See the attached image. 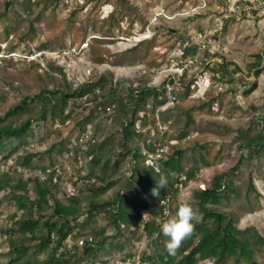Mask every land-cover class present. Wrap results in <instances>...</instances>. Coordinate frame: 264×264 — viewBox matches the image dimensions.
Returning <instances> with one entry per match:
<instances>
[{"label":"rangeland","instance_id":"obj_1","mask_svg":"<svg viewBox=\"0 0 264 264\" xmlns=\"http://www.w3.org/2000/svg\"><path fill=\"white\" fill-rule=\"evenodd\" d=\"M7 1L0 0V11ZM33 8L36 13L38 9ZM17 9L22 16L24 10ZM13 14L12 10L4 22L0 20V114L22 96L38 93L44 87L74 88L104 74L114 81L127 79L137 89L152 87L159 92L146 97L143 133L134 136L130 145L146 153V140L158 136L166 153L179 147L187 149L184 163L193 167L191 148L203 142L213 144L201 149L205 158L198 164L199 170L187 186L171 196L164 210L165 219L175 213L179 200L191 202L195 190L210 185L215 176L236 163L240 140L235 135L239 127H250L251 134L264 128V66L256 76L251 68L258 53L264 65V0H60L56 8L43 12L32 28L20 16L13 19ZM3 23H11L7 34ZM196 42L199 49L185 56L184 45ZM134 46L136 49L130 50ZM221 56L240 67L234 78L208 67L210 62L215 63L214 57ZM242 79L249 85L256 81L257 86L246 92ZM188 82L192 83V90L186 95L179 89ZM204 101L211 105L197 106ZM95 104L86 97L71 98L65 119L47 121L37 139L40 142L34 146L45 149L82 131H95L97 140L111 133L115 140L121 139L122 134L116 133L114 113L96 111ZM93 110L94 116L87 120ZM188 114L192 117L188 135L174 138L184 127ZM84 156L82 151L78 159L67 149L54 151L51 161L55 165L49 166L57 167L61 174L56 198L66 204L67 196L75 191L83 197L81 210L92 197L87 188L78 191L83 181L76 182L80 171L88 172ZM15 157L0 159V173L5 177L0 189V255L10 247L2 229L11 225L10 214L16 211L11 192H24L21 187H13L18 178L35 175L21 170ZM127 167L126 163L120 172ZM128 174L125 172L122 181ZM231 178L235 192L220 208L233 214L237 226H253L264 235V154L254 157L251 164H240ZM120 187L122 182L100 194L99 199L114 197ZM29 195L34 196L33 192ZM115 228L102 212L90 226L79 225L77 233L66 242L76 247L80 255L87 239L111 234ZM121 231L122 241L111 248L110 263L93 261L88 252L75 256L71 264H139L142 254L153 250L150 242L154 235L137 223L121 227ZM47 256L48 251L36 253L31 264H43ZM255 261L264 264V252L257 251ZM223 264L232 262L226 260Z\"/></svg>","mask_w":264,"mask_h":264},{"label":"trees","instance_id":"obj_2","mask_svg":"<svg viewBox=\"0 0 264 264\" xmlns=\"http://www.w3.org/2000/svg\"><path fill=\"white\" fill-rule=\"evenodd\" d=\"M59 1L8 0L0 11V20L4 22L12 10L15 13L12 15L13 19H17L20 16L17 8H22L24 12L20 18L28 21L32 28V23L39 20L40 15L48 8H56ZM34 6L38 9L36 13ZM10 28L11 23H3L6 34ZM196 48L199 49L198 42L186 44L182 52L186 56ZM135 49V46L130 48ZM1 50L3 49L0 46V53ZM256 56L258 60L251 67L255 76L264 66L260 53ZM214 60L215 63L210 62L208 67L217 74L234 78L237 72H240V67L233 61L222 56L214 57ZM241 84L245 86L246 92L257 86L256 81L249 85L243 80ZM191 86L190 82L182 83L179 91L187 95L192 90ZM153 93L159 94L156 88L137 89L132 87L127 79L114 81L103 74L96 80L88 79L74 88L44 87L38 93L22 96L16 104L0 114V159L7 161L16 155L21 170L35 173L26 179H17L13 188L21 187L24 189L23 193L11 192L10 198L16 206V211L10 214L11 225L2 229L9 238L10 247L0 255V264H31L34 254L45 251H48V256L43 264H71L75 256L88 252L93 256V261L110 263L111 248L122 241L121 227L128 228L133 223L141 225L145 232L154 235L150 242L153 250L148 255L142 254L139 264H204L206 261L223 264L226 260H230L232 264L256 263V252H264V235L253 226H237L233 214L220 207L228 202L235 192L231 173L240 164H251L254 157L264 154V128L253 134L250 133V127L237 129L235 139L240 142L236 163L229 170L215 176L210 185L194 191L191 203L199 210L200 222L196 224L191 237L183 242L177 255L165 259V238L160 232V224L166 218L165 207L168 206L171 196L187 186L192 175L199 170L198 164L205 158L201 149L213 144L203 142L191 148L193 152L189 157L194 162L193 167L184 163L187 149L179 147L171 153H166L160 146L161 138L158 136L146 140V153L130 145L134 136H141L143 133L141 126L145 124L146 97ZM76 97L95 101L96 111L111 110L118 126L116 133L122 134L121 139L115 140L114 133H111L97 140V133L93 130L90 136L95 138V141H80L79 137L84 132L82 131L76 137L68 136L45 149L36 148L34 144L40 142L41 139H37L47 121L54 123L58 118L64 120L69 100ZM210 105V101H204L197 106L201 108ZM95 110L87 120H91ZM191 118L188 114L184 127L174 138L182 139L188 135L187 127L192 121ZM65 149L72 151L76 159L81 151L85 155L88 172L80 171L76 182L83 181L82 185L78 186V191L83 192L82 190L87 188L92 197L83 210L80 209L83 197L75 191L67 196L66 204H61L56 198L61 174L55 168L48 169L49 166L55 165L51 161L52 152ZM157 153L160 156L154 159ZM151 160H155L156 164H152ZM126 163L128 167L120 172ZM125 172L129 174L122 181ZM160 174L167 177L168 185L167 188H160L159 195L154 196L151 190L156 187ZM85 180L87 183L84 184ZM4 182L5 177L0 173V189ZM119 182H122V187L116 190L114 197L99 199L100 194L106 193ZM250 184L252 186V183ZM29 192H33L34 196L31 197ZM50 199L53 200L52 204ZM50 208L51 212L48 211ZM102 212L114 223L115 232L87 239L82 255H79L76 247L66 242L67 238L76 232L75 229L79 225L90 226Z\"/></svg>","mask_w":264,"mask_h":264},{"label":"clouds","instance_id":"obj_3","mask_svg":"<svg viewBox=\"0 0 264 264\" xmlns=\"http://www.w3.org/2000/svg\"><path fill=\"white\" fill-rule=\"evenodd\" d=\"M168 179L160 174L156 180V187L153 188L152 195H159L160 188H167ZM199 210L193 206L188 199H181L177 203V210L168 216L160 224V232L164 240V248L168 257H175L182 247L183 242L190 238L195 231L196 224L200 222Z\"/></svg>","mask_w":264,"mask_h":264},{"label":"built area","instance_id":"obj_4","mask_svg":"<svg viewBox=\"0 0 264 264\" xmlns=\"http://www.w3.org/2000/svg\"><path fill=\"white\" fill-rule=\"evenodd\" d=\"M79 139H80V141H85V140H89V139H91L92 141H95V138H92V137L90 136V134H88V133H82V134L80 135ZM159 156H160V154L157 153V154L154 156V159L158 158ZM150 162H151L152 164H156L155 160H151ZM55 168L58 169L57 167H55ZM48 170H50V169H48Z\"/></svg>","mask_w":264,"mask_h":264}]
</instances>
